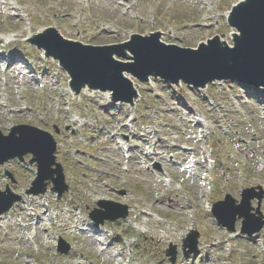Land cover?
<instances>
[{
	"label": "rangeland",
	"instance_id": "rangeland-1",
	"mask_svg": "<svg viewBox=\"0 0 264 264\" xmlns=\"http://www.w3.org/2000/svg\"><path fill=\"white\" fill-rule=\"evenodd\" d=\"M5 1L14 2L23 18L12 17L9 13L16 12L0 3V41L16 38L11 47L3 43L0 48V131L8 135L24 124L51 133L69 191L58 200L50 184L45 195L28 196L37 171L31 156L0 166V190L9 186L23 199L6 214L10 224L0 221V264H119L110 257L118 252L129 255L130 264H171L166 255L171 246L177 251L175 264H264V228L249 237L241 233L238 220L236 232L226 233L204 210L205 198L212 208L227 194L240 202L244 189L264 190V105L257 102L264 99V89H242L236 81L200 89L131 76L139 102L132 107L114 105L100 92L74 94L58 62L31 43L37 33L54 29L66 40L98 47L159 32L167 34L164 43L181 48L198 49L216 38L233 47L237 31L227 26L226 14L243 0ZM13 47L20 59L6 73L3 59ZM114 58L125 62L118 55ZM21 72L43 83L20 75L5 87L2 79ZM193 114L206 119L205 129L192 124ZM125 123L131 127H123ZM159 138L164 140L163 158L149 161V145ZM116 141L132 149L130 163ZM206 159L214 164L213 171L207 172ZM192 160L198 161L196 171H185ZM167 178L172 190L160 199ZM101 200L127 205L129 217L96 226L89 214ZM252 206L257 208L258 201ZM26 208L35 217L27 218ZM260 212L264 216V199ZM78 222L90 225L89 231ZM191 231L200 234L198 251L185 257L183 241ZM61 239L70 247L67 255L58 252ZM96 239L104 246L95 245Z\"/></svg>",
	"mask_w": 264,
	"mask_h": 264
},
{
	"label": "water",
	"instance_id": "water-1",
	"mask_svg": "<svg viewBox=\"0 0 264 264\" xmlns=\"http://www.w3.org/2000/svg\"><path fill=\"white\" fill-rule=\"evenodd\" d=\"M229 23L238 32L232 49L220 46L217 39L198 50L167 46L159 41L157 35L150 38L134 35L129 43L115 47H84L65 41L54 30H48L34 42L61 62L73 79V88L80 89L83 84H89L91 88L110 90L114 92V101L130 102L135 95L130 82L123 76L124 72L142 81L155 76L171 83L181 80L196 87L216 80H238L264 87V0L239 3L233 7ZM125 49L134 55V63H122L113 58L114 55L125 58ZM56 151L57 143L53 136L38 128L16 126L8 136L0 131V165L15 158L24 161L29 154L33 155L31 164L38 165V177L33 189L27 192L29 195L45 194L50 182L59 198L69 190L63 168L56 163ZM54 165L55 169L52 168ZM255 198L261 201L264 192L260 189V193L256 194L255 189L245 190L240 205H236V201L228 195L225 201L214 205L213 212L219 223L232 231L235 230L237 217L244 219L242 231L252 236L264 226L259 208L256 210L259 218L251 213V201ZM18 201L22 198L9 188L6 192L0 191V216ZM98 206L107 211L95 210L90 215L97 225L106 220L114 222L128 217L127 206L106 201L99 202ZM113 209L118 211L113 212ZM198 238L199 234L195 231L188 236L184 248L190 250L185 252L186 256L197 251ZM68 250L60 248L59 251L67 253ZM168 255L172 256L174 264L175 249L168 251Z\"/></svg>",
	"mask_w": 264,
	"mask_h": 264
},
{
	"label": "bare ground",
	"instance_id": "bare-ground-1",
	"mask_svg": "<svg viewBox=\"0 0 264 264\" xmlns=\"http://www.w3.org/2000/svg\"><path fill=\"white\" fill-rule=\"evenodd\" d=\"M245 1V0H244ZM244 1H242V2H244ZM85 3H86V1H85ZM84 3V4H85ZM122 5H124V4H122ZM211 4L209 3L208 4V6H210ZM7 8H8V10L10 11V12H16L15 13V15H18L21 19L23 18L22 16H21V14L20 13H18L19 11L16 9V7H15V4H13V3H10V4H7L6 3V5H5ZM9 14H12V13H9ZM229 15H230V12H228L227 13V15H226V17H229ZM43 32V31H42ZM42 32H39V33H42ZM39 33H37L34 37H33V39H35L36 38V36L39 34ZM155 35H157L158 36V38L161 40V41H163V43H164V41H166L167 40V34L165 33V32H159L158 34H155ZM237 34H233V38L236 36ZM174 39H175V41H180L179 40V38H176V37H174ZM173 39V40H174ZM209 41L210 40H208V42L207 43H205V44H203V45H207L208 43H209ZM223 42L224 41H219V44H220V46H222V47H230V46H228V45H224L223 44ZM1 44H2V40L0 41V47H1ZM166 44V43H165ZM167 44H170V43H167ZM231 48V47H230ZM41 50H43V49H41ZM43 52L45 53V51L43 50ZM3 52H2V54H1V56L3 57ZM125 55H126V57H125V59L127 60V62H129V63H132V62H134V56L127 50V49H125ZM6 60V59H5ZM5 62V61H4ZM15 64H17V59L16 58H14V59H9V61L7 62V69H6V73H8L9 71H10V69H12V67L13 66H15ZM21 70H23V69H21ZM20 75H23L28 81H30V82H33V83H35V84H37V83H43V81H39L38 79H35V78H32V77H30L29 76V74L28 73H26V72H21L20 74H18V76H15V77H13V76H8V78L6 79V80H3L2 79V82H4L5 83V87L7 86V81L9 80V79H12V78H15V79H17V80H19L18 78L20 77ZM129 75V76H128ZM124 77H126L127 79H128V81L130 82V84H131V86H132V89L134 90V91H136V97H135V99L133 100V102L131 103V102H127V103H125V102H121V104H124V105H127V106H130V107H132V106H136L137 105V103L139 102V97H140V93H139V91H138V89H136V84H135V82H134V80H133V78L131 77V75L129 74V73H125L124 74ZM84 87V86H83ZM82 87V88H83ZM86 89H87V87H84L83 88V90H80V91H78V92H81V95H83L84 94V92L86 91ZM71 91H73L72 89H71ZM73 92H76L75 90L73 91ZM95 92H98V91H95ZM105 94H107L108 95V99L111 101L112 99H111V93L110 92H104ZM92 99H95L94 97H92ZM113 101V100H112ZM115 103V102H114ZM116 104H117V102H116ZM6 108L8 107V106H5ZM214 109L216 110V107H214ZM198 123H199V127H201L202 129H205L206 128V124L205 123H203L202 121H198ZM73 124H79V121H74L73 122ZM125 127H127V128H129L128 126H125ZM114 138H116V136L114 137ZM158 141H163V139H161V138H159V140ZM149 144V143H148ZM162 144H159V145H156V144H154V145H152V152H148L147 153V157H149L150 159H153V158H156V160L158 161L159 159H162L163 158V153L160 151V150H162V148L160 147ZM118 150L119 151H121L122 153H124L125 154V156L124 157H126V154H129L131 151H132V149L131 148H129L127 151L123 148V146H122V144L121 143H118ZM129 160L131 159V157L130 158H128ZM208 160L206 159V162H207ZM198 162V161H197ZM189 165V164H188ZM208 166H209V164H208ZM196 168H197V163H196V165H195V169L193 170V171H196ZM187 169H191V167H185V171H188ZM127 172H129V169L127 170ZM192 176H193V173H192ZM194 176H195V174H194ZM193 176V177H194ZM172 184H173V182H172V180H170L169 182L168 181H166L165 183H164V185H165V187L167 188V191H170V190H172ZM177 189L178 190H181L182 188L181 187H177ZM204 202H206V203H204V204H206L205 206V208L206 209H210V207H209V205L207 204V198H205V201ZM28 212H33V210L32 209H25V215L27 216V217H35L32 213H28ZM190 212V211H189ZM19 218H20V216H19ZM1 220H4V222H5V225H8V224H10V220H9V218H8V216H6V215H4V216H2V217H0V221ZM20 221V220H19ZM80 222V221H79ZM78 222V224H79V226H83V227H86L87 228V232L89 231L88 229L90 228V225H80L81 223H79ZM38 223V222H37ZM2 225H4V223L2 224ZM19 226L21 227L22 226V224L21 223H19ZM1 227V226H0ZM138 230H140L141 231V229H138ZM93 235L94 236H97L98 237V234L97 233H93ZM154 238V237H153ZM17 240V239H16ZM18 241V240H17ZM25 242L26 243H30L31 242V239L30 238H27L26 240H25ZM96 243L98 244V245H101V246H104V244H103V241L102 240H99V239H96L95 240V242H94V244L96 245ZM105 250H108V248H105L103 251H105ZM200 255L203 253V252H198ZM113 260H115V261H119V264H124L125 262H127V264H130V261L128 260V257H129V255H127V254H125V252H123V253H120V252H118L117 254H111V256H110Z\"/></svg>",
	"mask_w": 264,
	"mask_h": 264
}]
</instances>
